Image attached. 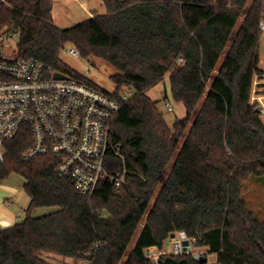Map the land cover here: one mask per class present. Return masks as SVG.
<instances>
[{
	"label": "trees",
	"instance_id": "trees-1",
	"mask_svg": "<svg viewBox=\"0 0 264 264\" xmlns=\"http://www.w3.org/2000/svg\"><path fill=\"white\" fill-rule=\"evenodd\" d=\"M263 3L103 0L104 15L61 29L54 0H0V32H19L20 57L108 92L61 60L74 46L80 58L115 69V96L134 93L112 122L121 155L111 150L107 168L126 171L120 188L106 179L83 195L55 173L52 157L25 160L33 144L27 126L5 143L0 183L23 176L30 202L24 220L0 228V264H53L43 253L122 264L132 245L124 264H208L192 254L147 255L182 232L215 254L216 264H264V219L243 195L247 181L264 184V122L250 101ZM167 75L174 100L187 110L173 127L148 96ZM41 207L58 209L31 217Z\"/></svg>",
	"mask_w": 264,
	"mask_h": 264
},
{
	"label": "built area",
	"instance_id": "built-area-1",
	"mask_svg": "<svg viewBox=\"0 0 264 264\" xmlns=\"http://www.w3.org/2000/svg\"><path fill=\"white\" fill-rule=\"evenodd\" d=\"M259 31L264 42V11ZM13 38H19L18 31L0 32V165L5 162V143L27 126L33 144L23 154L25 160L52 157L55 173L70 178L83 195H92L106 179L120 188L126 180V171L111 174L107 156L111 150L121 155V144L112 145V122L121 102L129 100L133 91L115 96V91L104 92L67 75L56 79L57 72L42 62L20 57ZM69 52L79 57L76 48ZM263 93L264 67H260L253 79L250 101L261 116ZM168 109L172 107L168 105ZM188 241L192 251L184 250V239L175 233L169 245L170 254H191L196 239ZM79 264L88 263L79 261Z\"/></svg>",
	"mask_w": 264,
	"mask_h": 264
},
{
	"label": "rangeland",
	"instance_id": "rangeland-1",
	"mask_svg": "<svg viewBox=\"0 0 264 264\" xmlns=\"http://www.w3.org/2000/svg\"><path fill=\"white\" fill-rule=\"evenodd\" d=\"M245 12H247V10H245ZM78 19H79V16L75 18L73 20L74 22L72 23H70L72 20H69V23L67 25L71 26V25H77L79 23H82V22H76V21H79ZM242 20H243V17H241L240 23ZM61 29H65V28H61ZM11 41L14 47L17 46V43H18L17 38H13ZM71 48H75V47L67 45L62 50L61 60L70 69L75 70L76 72L84 75L85 77H87L89 80L97 84L102 89L108 92H114L116 89V86L113 80L111 79V76L115 74L116 72L115 69L109 63H107L106 61L102 59L93 58L91 60H84L80 58V55L79 57L74 56L70 54L69 52ZM259 66L262 68L264 67V42L263 41L260 42V65ZM148 96L152 100L158 103L157 105L158 109L164 115V118L170 127H173V124L176 122V120L184 119L187 116V110L185 106L182 103L175 101L173 98L169 75H167L162 82H160L152 90H150V92L148 93ZM168 105L172 107V110L168 109ZM261 118L264 122V115H262ZM3 182L5 184L17 187L18 190L21 191V194L23 196V198L21 195L12 197L9 200V202H7L5 205H7V207L10 206L13 210L9 208L11 210L5 211V212L7 213L13 212L14 214L19 216L20 221L24 220L28 214L26 210V208L28 207L27 202L28 203L30 202V198L24 190L25 178L17 173H13ZM243 189H244L243 195L247 202L248 207L254 211V213L257 215L259 219L263 220L264 219V184L256 182L254 179H251L245 183ZM57 209H58L57 207L36 208L31 211L30 215L31 217L36 218V217L48 215L52 212H55ZM1 212L4 213V211H1ZM143 223L144 222H142V225ZM132 248H133V245L128 250L127 256L125 257L122 264L125 263V260L130 254ZM152 250L155 251L154 254H150V255L147 254V255L154 258V260H156L159 257L160 252L158 250H154V249ZM162 252H166L167 255L170 254V247L168 246V241L166 243L165 249ZM191 254L193 255V257H195L196 255H198L199 257H206L208 264L217 263V256L215 254H209L206 248L196 247L195 250H193ZM43 257L45 259H48L53 264H79V261L77 260H74L68 257H63L61 255H57L54 253H43Z\"/></svg>",
	"mask_w": 264,
	"mask_h": 264
},
{
	"label": "crops",
	"instance_id": "crops-1",
	"mask_svg": "<svg viewBox=\"0 0 264 264\" xmlns=\"http://www.w3.org/2000/svg\"><path fill=\"white\" fill-rule=\"evenodd\" d=\"M52 13L56 26L59 28H70L75 25L68 26L69 20H72L70 22L72 23L74 22L73 20L79 16V21L76 22H84L97 14L104 15L106 13V8L103 4V0H54ZM17 195L22 196L21 191L18 190L17 187L5 184L4 182L0 183V228L11 227L20 222L18 215L13 212H5L12 209L5 204L9 202L12 197H16ZM27 204L29 205L28 202ZM1 211H4V213Z\"/></svg>",
	"mask_w": 264,
	"mask_h": 264
},
{
	"label": "water",
	"instance_id": "water-1",
	"mask_svg": "<svg viewBox=\"0 0 264 264\" xmlns=\"http://www.w3.org/2000/svg\"><path fill=\"white\" fill-rule=\"evenodd\" d=\"M55 78H56V79H64V78H66V75L57 72V73L55 74ZM179 235H180V237H181L182 239H184V242H183L184 245H185L184 250H185V251H192V247H191V246H188V245H189V241H188V236L186 235V233L182 232V233H179ZM174 237H175V234H172L171 237H170V239L168 240V246L170 245L171 240L174 239ZM154 252H155V251H153V250H151V249H148V250H147V254H148V255H150V254H154ZM164 255H166V252H160V253H159V256H164ZM194 259H195V260H199V261H203V262H206V261H207V258H206V257L195 256Z\"/></svg>",
	"mask_w": 264,
	"mask_h": 264
}]
</instances>
